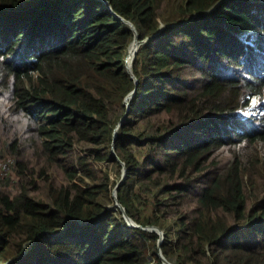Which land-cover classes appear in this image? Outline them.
<instances>
[{
  "label": "trees",
  "instance_id": "trees-1",
  "mask_svg": "<svg viewBox=\"0 0 264 264\" xmlns=\"http://www.w3.org/2000/svg\"><path fill=\"white\" fill-rule=\"evenodd\" d=\"M109 1L152 36L133 61L138 91L116 140L135 84L133 30L102 0H0V82L35 149L0 145L16 173L6 190L3 166L0 264H164L159 234L108 207L116 181L97 162L122 161L119 200L137 223L168 231L167 257L264 264V0H225L192 20L217 0ZM160 18L188 21L154 35Z\"/></svg>",
  "mask_w": 264,
  "mask_h": 264
},
{
  "label": "rangeland",
  "instance_id": "rangeland-1",
  "mask_svg": "<svg viewBox=\"0 0 264 264\" xmlns=\"http://www.w3.org/2000/svg\"><path fill=\"white\" fill-rule=\"evenodd\" d=\"M206 12V11H205ZM201 14V11H195L190 17L195 16ZM159 22H163L165 20H163L162 18L159 19ZM185 20H181V22H184ZM130 47V53H132L133 50V45L131 43ZM10 103V97H9V93H6L3 91L2 89V83L0 82V145L3 144L5 141H9V137H15L16 141H18L27 151H31L32 147H33V143H32V136L29 135L26 130L28 128V125L26 122L24 123H19L18 119L15 118V116L13 115L12 112H9L7 110V106ZM254 105V104H249L246 105L242 111H248L250 110V106ZM3 127H6V129H4ZM10 134V135H9ZM35 146L37 147V144H35ZM35 149H33L32 151H34ZM3 154V153H1ZM26 156L31 157L30 154H24ZM22 158H24V156H22ZM32 158V157H31ZM24 162L21 164V168H24L26 166H28L29 168L34 167V164L32 165L30 160H25L23 159ZM6 169V171L8 172V182L6 185V190H9L11 188L14 187V184L16 182V173H15V169L12 167L10 161L8 159H4L3 163L0 162V177L3 179L2 185H0V190L5 191V189H2L5 187V182H6V175L4 174V168ZM120 165H111L110 167H108L109 169V175L112 179V182L119 180V176H121V173L118 174L117 173V167H119ZM120 169H122V167L120 166ZM2 175V176H1ZM54 175L59 179L62 180V175L58 172H54ZM23 176H25L27 179L31 176H29V174L27 173V171H25L23 173ZM67 181V180H66ZM64 181V182H66ZM62 182V181H61ZM60 182V183H61ZM58 184V183H56ZM113 187L115 188V185H113ZM114 188L112 191V198H113V203L109 204L108 207H111L114 209V212L117 214L118 218L120 216L124 217L125 220L126 219V214H128L127 209L125 208V206L122 204V206L126 209V212L124 211V209L120 208L117 206L116 201L114 199ZM39 192V191H38ZM129 215V214H128ZM132 222V221H131ZM169 224V223H168ZM170 225V224H169ZM163 229H165L163 227ZM154 230H156L159 234H160V229L159 227H156ZM166 230V229H165ZM167 231V230H166ZM168 233V231H167ZM169 234V233H168ZM166 237V235H165ZM170 237L174 238L176 241L178 239V236L176 233L172 232L170 233ZM163 243V242H162ZM162 243L158 242V254L157 257L158 259H162L164 264H175L176 263V255L177 252L175 251H170L169 256L167 257L165 255V253L162 250ZM171 243H175L174 240L171 241ZM1 253H3L2 250H0Z\"/></svg>",
  "mask_w": 264,
  "mask_h": 264
},
{
  "label": "clouds",
  "instance_id": "clouds-1",
  "mask_svg": "<svg viewBox=\"0 0 264 264\" xmlns=\"http://www.w3.org/2000/svg\"><path fill=\"white\" fill-rule=\"evenodd\" d=\"M102 1H104V2H106V6H107V8H108V10L110 11V12H112V13H114V14H116L117 15V17L122 21V22H124L127 26H129L132 30H133V33H134V37H133V39H132V41L130 42V44L128 45V47H127V53H126V55H125V62H126V68H127V71H128V73H130L129 72V69L128 68H130V70H131V72H132V74H131V76L134 78V80H135V84H134V88L131 90V92L127 95V97H126V99H125V102H126V105H127V110H126V113L124 114V116L121 118V120H120V122L117 124V126H116V128H115V130H114V140H116V138H117V136H118V134H119V128L122 126V124H123V122L125 121V119L128 117V114H129V111H130V109H131V101H132V99H133V97H134V95L136 94V92L138 91V86H139V79H138V76L134 73V71H133V61H134V59H135V56L137 55V53H138V51H139V49H140V47L144 44V43H146L147 41H148V39H150V38H152V36H149V37H146V38H141L140 37V34H139V32H138V29H137V27H136V25L131 21V20H129V19H126L125 17H123V16H121V15H119V14H117V12L115 11V9H114V7H113V5H112V3L109 1V0H102ZM225 0H217L215 3H213L212 4V6L209 8V9H207V10H204V11H201V14L202 13H207V12H209V11H211L214 7H217L218 5H220L222 2H224ZM206 11V12H205ZM199 12V11H198ZM197 15H195V16H192V17H190L189 18V20H192L193 18H195ZM188 21V19L187 20H185L184 22H181V21H178V22H173V23H164V22H162L161 23V25H160V28H159V30L156 32V33H154V35H157L160 31H162V30H165V29H169V28H171V27H176V26H178V25H180V24H184L185 22H187ZM239 35H240V37L243 39V40H247V32H241V33H239ZM257 36H255V35H252L251 36V38L249 37L248 39V42L251 44V46H254V47H256L257 46V43H256V41L254 40V38H256ZM135 43L136 44V46H135V48H134V50L132 51V53H130V47H131V43ZM257 103V96H253V97H251V99H250V103L249 104H254V105H251L250 106V110H248V111H242V109L244 108H242L241 109V112H243L244 114L245 113H252V112H254V106H255V104ZM248 104V105H249ZM80 150H81V148H80ZM113 150H114V153L116 154V152H115V145H114V143H113ZM117 155V154H116ZM119 160H121L120 158H119ZM121 164H122V170H121V176H119V180H116V184H115V188H114V194H113V196H114V199H115V201H116V204H117V206L118 207H120V208H122V209H124V211L126 212V209L122 206V204H121V202H120V200H119V197H118V190H119V188H118V190L117 191H115V189H116V186L118 185V182L122 179V177H123V174H124V170L126 169L127 170V167H126V164H125V162L124 161H122L121 162ZM97 167L98 168H101V169H103V170H105V171H107V172H109V169H108V166L106 165V164H104L103 162H97ZM127 172H128V170H127ZM127 172H126V175H125V177H124V180L126 179V176H127ZM2 176V175H1ZM124 182V181H123ZM122 182V183H123ZM121 185H119V187H120ZM126 219H127V223H128V225L129 226H132V227H140V228H143V229H147L148 231H150V232H155V233H157V234H159L156 230H154L157 226H153V225H148V226H143V225H141L140 223H137L130 215H128V214H126ZM132 222H131V221ZM159 229H160V234H159V243H162L164 240H165V235H166V233H165V231H164V229H162V228H160L159 227ZM175 240V239H174ZM161 241V242H160ZM36 260H37V258H36ZM6 264V263H5ZM175 264H178L177 262L175 263Z\"/></svg>",
  "mask_w": 264,
  "mask_h": 264
},
{
  "label": "water",
  "instance_id": "water-1",
  "mask_svg": "<svg viewBox=\"0 0 264 264\" xmlns=\"http://www.w3.org/2000/svg\"><path fill=\"white\" fill-rule=\"evenodd\" d=\"M129 69V72L132 74V72H131V70H130V68H128ZM133 75V74H132ZM126 172H127V170L125 169L124 170V174H123V177H122V179L118 182V185L116 186V189H115V191H117L118 190V188H119V185H121L122 184V182L124 181V177H125V175H126ZM131 221V220H130ZM161 242V241H160Z\"/></svg>",
  "mask_w": 264,
  "mask_h": 264
},
{
  "label": "bare ground",
  "instance_id": "bare-ground-1",
  "mask_svg": "<svg viewBox=\"0 0 264 264\" xmlns=\"http://www.w3.org/2000/svg\"><path fill=\"white\" fill-rule=\"evenodd\" d=\"M132 45H133V50H134V48H135L136 44L133 42V43H132ZM131 47H132V46H131ZM133 50H132V51H133Z\"/></svg>",
  "mask_w": 264,
  "mask_h": 264
}]
</instances>
